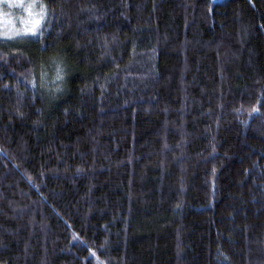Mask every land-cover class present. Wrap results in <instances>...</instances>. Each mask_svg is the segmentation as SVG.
<instances>
[{"label":"trees","instance_id":"trees-1","mask_svg":"<svg viewBox=\"0 0 264 264\" xmlns=\"http://www.w3.org/2000/svg\"><path fill=\"white\" fill-rule=\"evenodd\" d=\"M34 1L0 39V264H264V0Z\"/></svg>","mask_w":264,"mask_h":264},{"label":"rangeland","instance_id":"rangeland-1","mask_svg":"<svg viewBox=\"0 0 264 264\" xmlns=\"http://www.w3.org/2000/svg\"><path fill=\"white\" fill-rule=\"evenodd\" d=\"M23 7L18 6L17 0H0V39H14L23 36H38L41 31L44 10L34 0H22ZM33 5L30 9L28 5ZM36 20L40 23L35 27Z\"/></svg>","mask_w":264,"mask_h":264},{"label":"snow or ice","instance_id":"snow-or-ice-1","mask_svg":"<svg viewBox=\"0 0 264 264\" xmlns=\"http://www.w3.org/2000/svg\"><path fill=\"white\" fill-rule=\"evenodd\" d=\"M17 3H18V6L23 7V2H22V0H17ZM32 6H33V5L29 4V5H28V8L30 9ZM41 8L43 9V5H41ZM39 23H40V21H39V20H36V21L34 22V24H33V28L30 29V31H34L35 27H37V26L39 25ZM58 71H59V69H58ZM57 79H59V75L57 76Z\"/></svg>","mask_w":264,"mask_h":264}]
</instances>
